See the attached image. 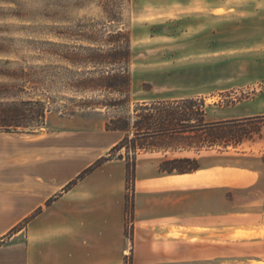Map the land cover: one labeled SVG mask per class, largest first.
I'll list each match as a JSON object with an SVG mask.
<instances>
[{
	"label": "rangeland",
	"instance_id": "obj_1",
	"mask_svg": "<svg viewBox=\"0 0 264 264\" xmlns=\"http://www.w3.org/2000/svg\"><path fill=\"white\" fill-rule=\"evenodd\" d=\"M263 51L264 0H0V123L10 125L0 127V245L21 232L22 215L39 198L61 195L70 187L64 181L107 158L118 139L123 147L110 159L129 167L152 145L209 148L196 149L200 133L135 144L133 124L149 115L153 123L173 114L195 119L201 109L212 121L245 110L230 107L249 98V78L262 70L253 59ZM259 123L219 134L251 139ZM131 184L128 175L130 207ZM131 220L132 210L129 239ZM217 253L178 248L174 261L213 264ZM221 256L219 264L264 263V244L223 239ZM125 258L132 264L130 244Z\"/></svg>",
	"mask_w": 264,
	"mask_h": 264
},
{
	"label": "crops",
	"instance_id": "obj_2",
	"mask_svg": "<svg viewBox=\"0 0 264 264\" xmlns=\"http://www.w3.org/2000/svg\"><path fill=\"white\" fill-rule=\"evenodd\" d=\"M253 60L262 70L248 77L251 94L230 107L244 104L246 109L208 122L264 119V51ZM258 125V135L236 146L155 149L138 157L131 184V239L125 234L126 160L105 161L79 179L89 162L64 181L62 186L73 184L61 195L51 200L56 190L46 193L22 215L21 232L0 245V264H125L129 244L132 264H175L176 249L203 246L217 247L212 262L219 264L223 239L264 244V120ZM184 158L196 160L198 169L169 173L161 168L164 161ZM226 192L248 197L227 198ZM253 263L264 264L247 259Z\"/></svg>",
	"mask_w": 264,
	"mask_h": 264
},
{
	"label": "trees",
	"instance_id": "obj_3",
	"mask_svg": "<svg viewBox=\"0 0 264 264\" xmlns=\"http://www.w3.org/2000/svg\"><path fill=\"white\" fill-rule=\"evenodd\" d=\"M106 88L109 89H115V87L111 85H106ZM117 91H120L119 89ZM200 113L197 115V118L193 119L190 115H183L180 118L175 117L176 115H170L167 119H165L163 122L157 121V122H151L152 116H148L145 118V122L141 123V121H135L133 124V135H134V142L135 144L139 140H144L143 138H150L152 139L154 136L156 138L162 137L163 135H168L169 137H177L180 135L190 134L194 135L197 133L203 134L204 136H200V145L196 146V149L199 150L203 147H213V146H232V145H238L244 142L246 139H248L247 135L243 136H223L219 134L222 130H228L229 128L233 127H242V124H245L247 122H250V120H243V121H219V122H208L205 120L206 113L205 111L199 109ZM175 115V116H174ZM257 122L263 121L264 119L259 117L255 119ZM5 122V121H3ZM0 127L8 128L10 125H6L5 123H0ZM137 146V145H136ZM123 147L122 144L115 145L109 152L108 157L105 159H102L98 161L94 166L91 168L85 170L82 174L79 175V179L82 178L85 174L93 170L94 168L101 165L103 162L111 160V152L115 150H120ZM151 150H160V149H171V150H191L193 149L192 144L191 145H170L167 147H162L161 145H152ZM140 149H145L143 145H139ZM122 159V158H119ZM162 164H164V167L162 168L164 171H167L169 173L176 171L178 173H187L192 172L194 170L198 169V163L196 160L191 159H173V160H167L164 161ZM134 166H128L127 164V187H128V175L132 177L133 181V175H134ZM73 183H70L68 186H71ZM128 200H126V213L132 210V207L127 206Z\"/></svg>",
	"mask_w": 264,
	"mask_h": 264
}]
</instances>
